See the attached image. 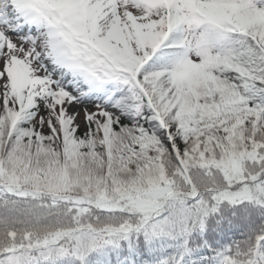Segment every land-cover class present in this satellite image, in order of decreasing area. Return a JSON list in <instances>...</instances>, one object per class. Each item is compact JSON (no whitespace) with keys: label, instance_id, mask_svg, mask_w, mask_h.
Wrapping results in <instances>:
<instances>
[{"label":"snow or ice","instance_id":"6c2138e0","mask_svg":"<svg viewBox=\"0 0 264 264\" xmlns=\"http://www.w3.org/2000/svg\"><path fill=\"white\" fill-rule=\"evenodd\" d=\"M0 264H264V0H0Z\"/></svg>","mask_w":264,"mask_h":264}]
</instances>
